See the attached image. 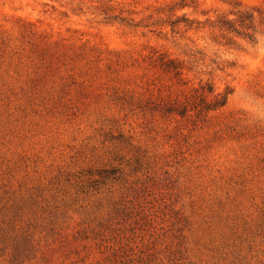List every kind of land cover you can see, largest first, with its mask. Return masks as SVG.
Segmentation results:
<instances>
[{
	"label": "rangeland",
	"instance_id": "rangeland-1",
	"mask_svg": "<svg viewBox=\"0 0 264 264\" xmlns=\"http://www.w3.org/2000/svg\"><path fill=\"white\" fill-rule=\"evenodd\" d=\"M175 1L0 0V264H264L263 28L230 47L104 23ZM234 2L264 5L179 14ZM205 85L223 108L154 110Z\"/></svg>",
	"mask_w": 264,
	"mask_h": 264
},
{
	"label": "trees",
	"instance_id": "trees-1",
	"mask_svg": "<svg viewBox=\"0 0 264 264\" xmlns=\"http://www.w3.org/2000/svg\"><path fill=\"white\" fill-rule=\"evenodd\" d=\"M192 9L198 10L197 0H177L168 5L164 10L157 13V16H148L141 21H134L127 18H121L118 15L112 14V8L107 9V17L104 18L105 24L118 23L128 29H156L163 27H170L173 33H180L183 31L187 33L195 30H208L213 35L219 36L225 41L226 46H236L235 39H242L251 44L256 43L259 33L258 29L263 28L264 31V5L248 7L240 2H234L231 9L227 13L216 15L214 19L208 18L204 22L191 20L187 14L180 15V12ZM262 34V33H261ZM154 63L166 73H172L179 77L181 75V64L169 57L166 54H158L154 52ZM202 94L193 99L195 102L191 105L170 104L161 107V109H154L163 114H175L182 117L187 116L192 110H197L199 113H207L223 108L227 103V96L216 95L212 100L208 97L214 93V90L209 85L201 87ZM197 99L199 102L197 103Z\"/></svg>",
	"mask_w": 264,
	"mask_h": 264
}]
</instances>
